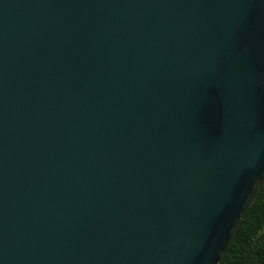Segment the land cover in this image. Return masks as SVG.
<instances>
[{
  "label": "water",
  "instance_id": "1",
  "mask_svg": "<svg viewBox=\"0 0 264 264\" xmlns=\"http://www.w3.org/2000/svg\"><path fill=\"white\" fill-rule=\"evenodd\" d=\"M264 174V0H0V264H219Z\"/></svg>",
  "mask_w": 264,
  "mask_h": 264
},
{
  "label": "trees",
  "instance_id": "2",
  "mask_svg": "<svg viewBox=\"0 0 264 264\" xmlns=\"http://www.w3.org/2000/svg\"><path fill=\"white\" fill-rule=\"evenodd\" d=\"M219 264H264V174L233 228Z\"/></svg>",
  "mask_w": 264,
  "mask_h": 264
}]
</instances>
